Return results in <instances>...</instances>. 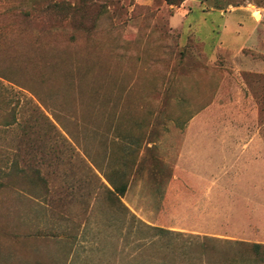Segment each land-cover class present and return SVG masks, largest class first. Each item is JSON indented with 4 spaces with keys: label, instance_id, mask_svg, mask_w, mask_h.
<instances>
[{
    "label": "rangeland",
    "instance_id": "obj_1",
    "mask_svg": "<svg viewBox=\"0 0 264 264\" xmlns=\"http://www.w3.org/2000/svg\"><path fill=\"white\" fill-rule=\"evenodd\" d=\"M0 65V264L264 244V0H0Z\"/></svg>",
    "mask_w": 264,
    "mask_h": 264
},
{
    "label": "trees",
    "instance_id": "obj_2",
    "mask_svg": "<svg viewBox=\"0 0 264 264\" xmlns=\"http://www.w3.org/2000/svg\"><path fill=\"white\" fill-rule=\"evenodd\" d=\"M13 76L10 70L0 65V78L8 80ZM16 120L14 118L13 122L15 123ZM49 123L54 129H57L51 121ZM92 164L96 167L94 162ZM104 177L113 188V190H109L110 194L128 210L122 203L121 197L125 195L129 181L120 183L115 178L113 179L112 175ZM157 230L163 231V229ZM179 236L183 235L171 231V241L177 240L176 238ZM182 241V245H178V243L171 245V264H264V244L221 241L209 237H194V240L189 243L186 242L187 240L182 239Z\"/></svg>",
    "mask_w": 264,
    "mask_h": 264
},
{
    "label": "crops",
    "instance_id": "obj_3",
    "mask_svg": "<svg viewBox=\"0 0 264 264\" xmlns=\"http://www.w3.org/2000/svg\"><path fill=\"white\" fill-rule=\"evenodd\" d=\"M130 184H131V180L128 183V187H127L125 195L123 197H121V201L126 196L127 191L130 187ZM111 190H113L112 187H111ZM20 244H23V246L28 248L32 254H36L37 252L39 253L40 256L34 255V258L32 256V260L35 259L32 261V263H34V264H58L56 261H54L53 263H45L44 261H42L41 256L43 254L42 252L44 251V250L40 251L42 244L46 245V248L48 247L45 252H49V251L61 252L62 261H63V259H66L67 264L72 263V260L75 257V254H76V251L78 248L77 244H75V243L73 245H71L72 246L71 248L68 247V246H70L69 239H66L63 237H58L57 239L51 238V239H42V240L41 239H34V238H26ZM43 249H45V247H43Z\"/></svg>",
    "mask_w": 264,
    "mask_h": 264
}]
</instances>
